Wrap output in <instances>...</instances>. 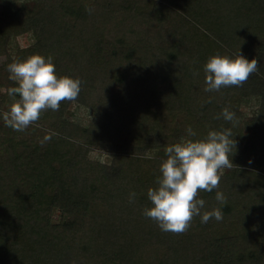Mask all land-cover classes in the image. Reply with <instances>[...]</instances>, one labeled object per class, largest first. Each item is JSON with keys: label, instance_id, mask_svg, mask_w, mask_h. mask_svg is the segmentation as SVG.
<instances>
[{"label": "trees", "instance_id": "16d2710c", "mask_svg": "<svg viewBox=\"0 0 264 264\" xmlns=\"http://www.w3.org/2000/svg\"><path fill=\"white\" fill-rule=\"evenodd\" d=\"M1 4L0 24L9 23L0 28V52L10 36L35 31L36 43L12 61L52 57L58 75L81 80L74 101L90 109L91 122L62 117L66 103L23 131L0 119V264H264V137L253 136L246 153L234 144L218 189L198 191L202 211L221 208V221L194 216L174 233L142 215L168 145L224 128L235 141L245 100L264 120V0ZM240 52L257 59L258 71L241 86L205 91L209 57ZM225 107L234 122L216 118ZM44 123L50 131L40 133ZM94 146L112 152L113 162L88 159ZM149 147L154 156L140 154Z\"/></svg>", "mask_w": 264, "mask_h": 264}, {"label": "clouds", "instance_id": "9594fccd", "mask_svg": "<svg viewBox=\"0 0 264 264\" xmlns=\"http://www.w3.org/2000/svg\"><path fill=\"white\" fill-rule=\"evenodd\" d=\"M10 78L17 86L8 89L14 102L7 111L0 113V119L16 131H23L38 121L42 111L59 110L61 101H74L81 91V80L69 75H58L52 57L34 54L24 60H13L7 65ZM258 71V61L238 56L215 54L204 65L205 91H220L230 86H241L249 76ZM19 99H15L16 96ZM234 122L235 113L225 107L217 119ZM189 137L196 131L188 126ZM48 137H45L47 139ZM237 141L232 139L231 128L221 131L210 130L203 139H184L165 148L167 158L160 165L156 187L148 189L150 207L142 215L155 221L164 232L182 233L190 226L194 216L201 223L211 218L223 219L221 208L204 210L206 201L198 196L199 190L212 192L218 189L222 169L232 167L230 154ZM136 193L129 195L134 201ZM216 200L223 203L226 197L216 191Z\"/></svg>", "mask_w": 264, "mask_h": 264}, {"label": "rangeland", "instance_id": "374dc122", "mask_svg": "<svg viewBox=\"0 0 264 264\" xmlns=\"http://www.w3.org/2000/svg\"><path fill=\"white\" fill-rule=\"evenodd\" d=\"M12 1V4L10 7L12 8L13 5H15L13 10L17 8V6H20V2H27L29 3V6H33L32 4H35L36 0H10ZM52 3L55 2V0H51ZM114 2V0H112ZM102 3V1H100ZM28 6V7H29ZM34 7H31L33 9ZM3 6L1 4L0 0V19L2 18V12ZM8 19V18H7ZM15 20L10 21L11 24H13ZM9 22H2L0 24V28H4V24ZM37 41V34L35 31H29L26 33H22L19 35H13L10 36L8 39L7 48L2 50L0 52V93L3 96L2 102H1V109L4 111H7L11 104L14 102V97L8 95V89L13 86V83L16 82L14 79L10 78V73L7 70V65L12 62V59H15L13 57H16L17 50L21 48H27L31 45H34ZM9 78V79H8ZM15 99H19L18 96L15 97ZM67 104L68 108L66 112L64 113V118H68L69 120L75 121L77 123H80L84 126H88L91 122V111L90 109L85 106L84 104H80L77 101H61L60 105ZM257 107V103L253 101H242L240 103V111L243 113L242 117L239 119L238 127L234 131V137L238 143V151L241 153H246L249 146L250 139L257 135L264 137V120L263 119H257L254 118L253 112ZM48 109H46L47 111ZM173 113L177 118H180L178 111L175 109L173 110ZM56 116V115H55ZM55 118V117H54ZM51 119H53V116H51ZM37 129L40 133L50 131L49 125L47 123L44 124H38ZM56 133V131H54ZM126 136V133L124 134ZM136 138L140 136V133H129L128 138ZM133 142V141H132ZM112 152H110L108 149L102 147V146H94L89 150L87 154V158L90 159L93 162L100 163L102 165H108L111 162H113V156L111 155ZM141 155H145L147 157H152L156 154V150L149 147L143 152L140 153ZM139 154V155H140ZM58 217V210L54 209L53 211V219L56 221ZM144 251H148L145 249Z\"/></svg>", "mask_w": 264, "mask_h": 264}]
</instances>
